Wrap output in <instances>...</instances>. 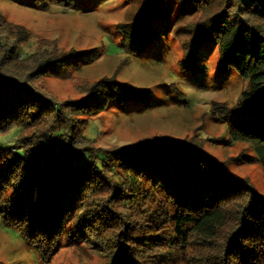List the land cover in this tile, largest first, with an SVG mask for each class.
<instances>
[{
	"label": "trees",
	"instance_id": "1",
	"mask_svg": "<svg viewBox=\"0 0 264 264\" xmlns=\"http://www.w3.org/2000/svg\"><path fill=\"white\" fill-rule=\"evenodd\" d=\"M164 1L142 0L137 18L118 24L126 53L138 54L157 38L148 19L163 15ZM174 1L181 12L170 33L183 65L195 64L213 40L222 68L247 81L235 105L213 107L234 115L232 138L251 143L264 165V2ZM31 37L0 14V137L11 142L0 143V215L39 260L48 262L66 241L102 254L95 264H264V196L248 179L230 177L225 162L202 153L195 135L96 147L87 135L92 117L112 102L152 107L151 91L128 87L117 70L78 81L79 98L57 101L46 80L75 79L73 71L101 51L40 39L36 52L23 55Z\"/></svg>",
	"mask_w": 264,
	"mask_h": 264
},
{
	"label": "rangeland",
	"instance_id": "2",
	"mask_svg": "<svg viewBox=\"0 0 264 264\" xmlns=\"http://www.w3.org/2000/svg\"><path fill=\"white\" fill-rule=\"evenodd\" d=\"M47 5L37 4L35 0H0V14L31 32V39L22 43L23 55L36 52L40 39L57 40L67 49L98 48L101 51L95 62L73 71L75 79L46 80L48 92L57 101L79 98L78 81H95L117 70L119 81L128 87L151 91L152 107L139 102L121 108L112 102L104 112L92 117L87 135L96 139V147L138 146L154 143L159 138L175 142L195 135L203 143L204 155L225 162L230 177L239 181L248 179L264 196V165L258 160L253 145L234 140L230 132L234 115H223L213 107L215 101L235 105L247 81L237 70L222 68L220 47L213 40L201 46L195 64L183 65L181 46L170 33L171 24L181 12L178 2L165 0L163 15L148 19L157 38L135 55L125 52L117 26L137 18L142 0H64ZM193 9L191 3L187 11ZM2 142L11 145L9 137H0ZM102 261V254L88 246L62 241L44 263L19 231L6 224L0 215V264H95Z\"/></svg>",
	"mask_w": 264,
	"mask_h": 264
}]
</instances>
